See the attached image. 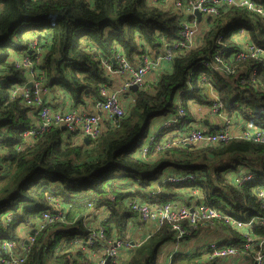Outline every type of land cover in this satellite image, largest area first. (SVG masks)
<instances>
[{
  "label": "trees",
  "instance_id": "trees-1",
  "mask_svg": "<svg viewBox=\"0 0 264 264\" xmlns=\"http://www.w3.org/2000/svg\"><path fill=\"white\" fill-rule=\"evenodd\" d=\"M251 1L264 11V0ZM161 5L147 0H0V247L4 241L17 243L20 231L34 225L43 210L54 212L49 197L59 198L65 207L63 223L32 233L35 241L19 264H85L88 254L75 239L87 237L86 217H95L102 209L110 213L107 233L111 235L113 226L124 236L131 213L124 205L125 181L141 189L154 184L151 187L159 188L157 197L163 203L173 201L178 191L199 188L205 202L221 214L242 222L264 217L258 196L264 192V142L237 138L215 145L150 149L147 161L139 154L155 119L176 114L181 105L186 114L169 130L176 131L196 121L189 102L210 108L214 99L206 93L209 86L227 118L264 130V58L233 61L245 43L264 48V18L246 8L226 7L218 18L210 19L196 47L176 52L170 70L164 67L139 87L120 122L108 126L89 145L74 144L70 137L64 144V133L56 125L30 143L23 141V133L34 124L32 108L19 97L12 98V89L26 78L11 60L13 53L27 48L25 33L43 34L47 41L41 67L45 85L62 90L77 107L89 99H101L100 88L113 82L100 59L113 64V54L119 52L135 61L142 53L161 48L163 42L180 38L176 12ZM241 29L244 34H239ZM216 56L220 63L214 61ZM226 69L237 72L230 75ZM243 70L257 71L244 86L238 84ZM165 171V175L192 174L195 179L162 183ZM242 172L252 174L253 179L235 185L232 176ZM184 228L188 233L176 241L165 224L130 249L121 264H160L158 251L163 245L184 243L197 235V228ZM223 230L231 241L216 247L242 250L244 235L226 225ZM252 231L264 234L258 225ZM206 251L178 249L172 264H216L204 258Z\"/></svg>",
  "mask_w": 264,
  "mask_h": 264
},
{
  "label": "built area",
  "instance_id": "built-area-1",
  "mask_svg": "<svg viewBox=\"0 0 264 264\" xmlns=\"http://www.w3.org/2000/svg\"><path fill=\"white\" fill-rule=\"evenodd\" d=\"M90 1V0H89ZM150 4H162L164 0H147ZM174 12H176L179 25V39L170 42H163L161 48L150 49L142 53L135 61H130L127 57L119 52L113 54L112 63L108 60L100 59V64L106 75L112 77L113 82L110 86L100 88L99 100L89 99L94 102V108L90 112L72 107L70 110H61L60 101L49 102L48 96L51 93L47 85H45L44 73L41 70L42 62L46 53L47 41L42 37V33L33 30L34 34L29 40L26 39V49L17 52L16 57H12L14 67L22 70L26 81L15 86L11 95L19 97L23 103L32 108L33 127H30L23 133V141L30 143L37 136L48 131L52 125H56L61 129L64 127V144L72 142V137L79 134L81 138H87L93 141L110 125L116 126L124 117L125 111L133 103L134 94L128 99L127 95L131 92L132 86L142 87L145 84L146 75L154 72L155 75L161 74L163 62L169 64L167 70H170L171 61L178 51H189L196 47L203 33L208 28L207 22L210 19H216L221 14L223 8H246L248 11L259 14L264 18L263 9L254 4L251 0H170ZM162 6V5H161ZM160 6V7H161ZM200 15V20L194 12ZM264 22V20H263ZM241 29L239 34H244ZM30 32V33H31ZM48 32V34H50ZM242 41L243 38L241 37ZM264 58V48L255 47L252 44L245 43L243 49L234 55L233 61ZM216 63H220L218 56L214 58ZM208 65L207 62H203ZM210 66L214 67V64ZM216 68V67H215ZM244 71V72H243ZM238 79V84L244 86L253 80L257 71L243 70ZM227 74H234L235 69H226ZM157 76V75H156ZM119 77H125L123 82L117 84ZM191 84L190 78L187 79ZM27 84H30L29 87ZM118 85V86H117ZM56 90V89H55ZM60 90V89H59ZM62 91V90H61ZM206 93L214 99L212 106L209 108V114L223 120L218 126L219 129L211 132L205 128L192 127L187 125L183 129L169 131L176 126L181 119L184 118L186 111L179 105L176 114H170L161 120L159 125L153 126L146 136L144 145L139 150L141 158L147 161L150 149L164 151L171 147H182L184 145H203V144H221L232 139L253 138L257 141L264 142V130L262 129H243L239 133L232 131L231 119L227 118L223 112L222 102L219 101L212 88H206ZM65 94V93H64ZM124 102V98H126ZM69 99V98H68ZM88 100V101H89ZM87 101V102H88ZM86 102V104H87ZM127 105V106H125ZM84 106V105H80ZM68 137L70 140L68 141ZM84 142V141H83ZM73 143V142H72ZM77 144V143H74ZM235 185L249 182L253 179V175L242 172L232 176ZM195 176L192 174L185 175H165L162 174L161 182H169L171 184H182L187 181H193ZM192 194L196 196L194 205H184L175 201L163 203L158 199L159 188H151L146 193V201L140 198L129 196L124 205L130 209V218L140 224L141 229L148 225L153 231L158 230L165 224L170 225V230L174 232L176 241L181 240L188 232L184 225L195 229L198 226L214 224L216 228L222 229L224 225L239 231L244 235L242 250L228 246L225 248H217L215 243L208 244L206 247L205 259L215 261H228L231 258H240L246 256L250 264H264V234L256 235L252 231L254 225H258L264 229V217L260 219H252L249 221H240L231 214H221L216 208L205 202V195L201 189L193 188ZM125 191V189H124ZM260 207L264 210V192H259ZM50 206L54 209L43 210L37 221L27 225V230L23 233V238L18 242L4 241L1 244L0 264H19L26 257L30 247L34 243V236L46 227L65 220L64 206L59 198L49 197ZM88 205L87 215L90 210ZM95 217H86V227L89 228L85 239H75L77 244L88 254V260L85 264H121L127 259L129 250L139 246L143 241L141 238L136 240L127 239L116 233L112 229L111 235L107 233V222L110 213L107 209L96 212ZM152 224V225H150ZM139 229V226L137 227ZM34 233V234H32ZM145 238V239H146ZM144 239V240H145ZM178 244V243H177ZM177 250L170 253L164 264H172L173 256ZM227 259V260H226ZM225 263V262H224Z\"/></svg>",
  "mask_w": 264,
  "mask_h": 264
},
{
  "label": "crops",
  "instance_id": "crops-1",
  "mask_svg": "<svg viewBox=\"0 0 264 264\" xmlns=\"http://www.w3.org/2000/svg\"><path fill=\"white\" fill-rule=\"evenodd\" d=\"M160 8L164 9V10L174 11L170 0H164V3H162V6ZM33 34H34L33 32H31V33L28 32V33H25L24 36L27 38V40H29ZM16 56H18L16 53L12 54V57H16ZM156 75H158V72L156 73ZM156 75L154 72H149L146 75L145 82L148 80H152ZM124 79H125V77H119V80H116L117 84H119L120 82H123ZM132 94H134V92H131L129 94V96L127 95L128 99H130L132 97ZM127 97L124 98V102H126ZM47 99L49 102L60 101L61 106L59 108L61 110H70V108L72 107L70 100L68 99V96L66 94H64L63 91H61L59 89H56V90L54 89V91L51 90V93L49 94ZM93 104H94V102L89 100L87 102V104H85L84 106H78L77 108L80 110H85V111L91 112L94 108ZM125 106H127V105H125ZM195 108H197V112L195 113L197 115L192 114V116H193V119H195L196 121H194V122L192 121L189 124H186V126L189 125L192 127H200L201 126L200 124H202L203 121L207 120L208 122H210V125L206 126L205 128L209 129V127L213 128L216 125L218 126L221 122H223L222 119L219 120L217 117L210 115L208 107H206L204 111H202V109H201L202 106H196L195 105ZM230 122H231V126H232L231 127L232 131H234L235 133H239L240 130L250 128V127L248 128V127L242 126L243 123L241 121H237V120L235 121L234 119H231ZM160 123H161L160 119H155L152 123V127L159 125ZM83 141H84L83 138H81V136L79 134H75L72 137L73 143H77V144L82 145V144H84ZM164 173L166 174L167 171L163 172L162 174H164ZM161 178H162V176H161ZM161 178H160V180H161ZM124 183H125V185L122 187H124V189H125L126 199H128L129 196L131 195V196H134L136 198H140L141 201H146L144 194L148 193L152 188L151 186L154 185V184H151V185L146 186L144 189H141L136 185H129L127 183V181H125ZM191 189H193V188H191ZM191 189L181 191V192H179V191L176 192L177 197L174 198L173 201L184 204V205H186V204L190 205V206L194 205L196 202V196L194 194H192ZM125 202H126V200L124 201V203ZM140 224L132 218H130V220L127 219L125 229H123L124 230V232H123L124 236H122V237L127 238V239H130V237H131L135 240L137 238L138 239L141 238L142 240H144L147 237V235H149V232L152 231L153 227L152 226L148 227V225H145L141 229ZM150 225H152V224H150ZM138 226H139V229L137 228ZM112 228L114 229L113 226H112ZM24 231L25 230H21L20 232L23 233ZM208 231H211L213 234H215L216 232H222V234L220 236L217 235V236L212 237L209 235ZM196 232H197V235L195 237H192L191 239H189V243L191 244L190 248H187L186 250H184V252H187V251L193 252L194 238H199V240H200L198 242L199 243L198 246H196V247L203 248L205 251H206V246L208 244L215 243L216 245H220V244H224V242H227V241L230 242L231 241L230 234L225 230L223 231L220 228H216L214 224L199 226L196 229ZM116 233H118V231ZM182 244H183V242L179 243V247H181ZM172 252H173V250H171L170 253H172ZM215 263L216 264H250V262L246 256L240 257V258H231L228 261H215Z\"/></svg>",
  "mask_w": 264,
  "mask_h": 264
},
{
  "label": "rangeland",
  "instance_id": "rangeland-1",
  "mask_svg": "<svg viewBox=\"0 0 264 264\" xmlns=\"http://www.w3.org/2000/svg\"><path fill=\"white\" fill-rule=\"evenodd\" d=\"M14 35H16V33ZM164 67L165 68L169 67V64L166 63V62H163V69H164ZM188 105H189V108H190V111L192 112V114L197 115V114H195L197 112V108H195L194 102L191 101V102H189ZM205 108H206L205 106L204 107L202 106V108H201L202 111H204ZM114 175H119V172L114 171ZM221 230H223V228ZM208 232H209V235L212 236V237L217 236V235L220 236L222 234V232H216L215 234H213L211 231H208ZM23 234L24 233H20V236H21L20 239L23 238V236H24ZM199 241H200L199 238H194L193 249L196 246H198V244H199L198 242ZM190 246H191V244L189 243V240H187V242L183 243L181 247H179V243L175 244L173 242H168L167 244L163 245L158 251L159 252L158 263L164 264L166 259H167V257H168V254L171 252V250H178L180 248L179 251H184L187 248H190Z\"/></svg>",
  "mask_w": 264,
  "mask_h": 264
},
{
  "label": "water",
  "instance_id": "water-1",
  "mask_svg": "<svg viewBox=\"0 0 264 264\" xmlns=\"http://www.w3.org/2000/svg\"><path fill=\"white\" fill-rule=\"evenodd\" d=\"M194 14H195V16H196V18H197V21H199V20H200V15H199V13H198L197 11H195ZM27 85H28L29 87H31L30 84H27ZM138 89H139V88H138L137 86H132V87H131V90H132L133 92H136ZM203 123H204V125H206V126H209V125H210V122H208L207 120L203 121ZM213 128H214L215 130H218V129H219V126L216 125V126L213 127ZM61 130L64 131V130H65L64 127H61ZM83 140H84V144H85V145H89V144H90V140H88L87 138H84ZM106 264H109V261H107Z\"/></svg>",
  "mask_w": 264,
  "mask_h": 264
},
{
  "label": "clouds",
  "instance_id": "clouds-1",
  "mask_svg": "<svg viewBox=\"0 0 264 264\" xmlns=\"http://www.w3.org/2000/svg\"><path fill=\"white\" fill-rule=\"evenodd\" d=\"M161 176H162V175H161ZM161 180H162V178H161ZM161 180H160V182H161ZM198 227H199V226H198ZM198 227H197V228H198ZM195 229H196V228H195Z\"/></svg>",
  "mask_w": 264,
  "mask_h": 264
}]
</instances>
